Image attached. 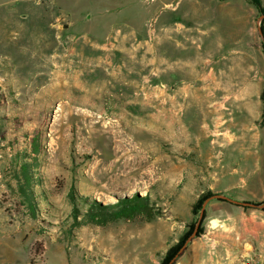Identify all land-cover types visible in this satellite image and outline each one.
<instances>
[{
  "label": "rangeland",
  "instance_id": "1",
  "mask_svg": "<svg viewBox=\"0 0 264 264\" xmlns=\"http://www.w3.org/2000/svg\"><path fill=\"white\" fill-rule=\"evenodd\" d=\"M246 1L262 51L264 13ZM175 3L0 0V207L21 260L161 264L194 225L175 264H261L264 83L243 91L244 62ZM109 196L110 211L146 198L153 217L87 219Z\"/></svg>",
  "mask_w": 264,
  "mask_h": 264
},
{
  "label": "crops",
  "instance_id": "2",
  "mask_svg": "<svg viewBox=\"0 0 264 264\" xmlns=\"http://www.w3.org/2000/svg\"><path fill=\"white\" fill-rule=\"evenodd\" d=\"M183 1L176 0L175 5L165 6L171 7L172 13H180L185 19H190L195 12L202 16L198 24L203 25L204 30L196 35L203 36L204 43L212 42L216 47L220 45L221 60L233 55L237 61L244 62L237 66V75L244 86L241 87L242 90H246L251 79H256V88L261 86V83H264V70H257L256 67L264 66V54L253 46L256 33L253 28L252 5L246 0H208L207 3L205 0H192L186 10H183ZM202 1L205 5H200ZM224 112L223 108V114ZM6 220L5 212L0 207V264H31L26 261L27 257L21 260L19 253H16L19 252L20 241L14 237L19 230ZM260 258L261 264H264V255Z\"/></svg>",
  "mask_w": 264,
  "mask_h": 264
},
{
  "label": "trees",
  "instance_id": "3",
  "mask_svg": "<svg viewBox=\"0 0 264 264\" xmlns=\"http://www.w3.org/2000/svg\"><path fill=\"white\" fill-rule=\"evenodd\" d=\"M252 4L257 9L258 12H260L261 14L264 13V10L261 8V6L257 0H252ZM260 30H261V35H260L261 36V44L260 45H261L262 53L264 54V32H263L262 27ZM262 99H263V96H262ZM263 119H264V114H263ZM34 151L36 152V150H34ZM32 167L35 168V165H32ZM22 182L25 186H28V187H31L34 185L33 179L29 176L22 177ZM23 195H24L27 203H29L30 202L29 198L31 197V195H29L28 192H24ZM214 196H216V195L214 193H212L211 191H207L206 193H203L202 195H200L198 197L197 201L195 202V204L193 205L192 213L197 215L201 210L202 204L207 199L213 198ZM139 200L145 201L146 198L139 199ZM139 200L123 201L124 205H122V207L120 209H117L116 211H110V209L112 207H114V205L113 206L112 205H105V206L98 205V208H91L86 213V217H87V219L92 220L94 223H96L98 225L104 224L108 220H118L120 218L130 219V218L137 216V215H140V214H146L147 216H149V218H152L153 215H151V213H149L148 204L146 202H139ZM72 201L75 202V199L72 198ZM237 204H238V206H241L243 209L257 208L259 205V204H255V203H249V202H241V203H237ZM99 207H101V208H99ZM263 211H264V208H263ZM193 229H194V225H192L190 227V230L188 232H186V234L184 236H182L176 244L171 246L166 251L161 264H175L176 263V261L181 256V255H179V251L181 250L185 241L191 235ZM202 234H203V229L199 228L197 231L196 237H199ZM41 252L43 253L44 251H41ZM37 254H39L40 256L42 255L39 251H38V253H36V255Z\"/></svg>",
  "mask_w": 264,
  "mask_h": 264
},
{
  "label": "bare ground",
  "instance_id": "4",
  "mask_svg": "<svg viewBox=\"0 0 264 264\" xmlns=\"http://www.w3.org/2000/svg\"><path fill=\"white\" fill-rule=\"evenodd\" d=\"M217 112V111H216ZM221 126V125H220ZM136 187V186H135ZM131 189H133V190H130V192H129V194L130 195H133L134 193H136V192H138L139 190H137V189H134V188H131ZM128 194V195H129ZM140 194H141V196H148V190H146L145 188H143V190H141V192H140ZM105 203L107 204V205H114V203H116V198H113L112 196L110 197H108V198H106V200H105Z\"/></svg>",
  "mask_w": 264,
  "mask_h": 264
},
{
  "label": "water",
  "instance_id": "5",
  "mask_svg": "<svg viewBox=\"0 0 264 264\" xmlns=\"http://www.w3.org/2000/svg\"><path fill=\"white\" fill-rule=\"evenodd\" d=\"M263 104H264V98H263ZM264 207V203L263 205L259 206V208H263Z\"/></svg>",
  "mask_w": 264,
  "mask_h": 264
}]
</instances>
